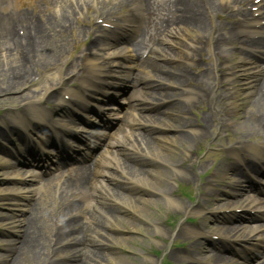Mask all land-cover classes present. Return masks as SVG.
Wrapping results in <instances>:
<instances>
[{
  "label": "rangeland",
  "instance_id": "1",
  "mask_svg": "<svg viewBox=\"0 0 264 264\" xmlns=\"http://www.w3.org/2000/svg\"><path fill=\"white\" fill-rule=\"evenodd\" d=\"M60 1L59 8H62L63 4L70 6L78 5V7L81 8L80 5H82V2L91 5L89 10L83 8V11L80 13L75 23H73L74 28L75 26L82 28V35H77L76 29L74 28L68 32L62 30L63 25H59L57 19H55L56 21L48 27V30L44 32L41 39H44L45 34H49V31L53 36H48L46 38L47 40L44 39L42 43L36 42L30 52L32 55L30 57L31 61L29 60L30 65L28 70L22 72L24 73L22 77H17V79L21 80L8 84L5 83L0 87V128H2L0 132V244L1 240L4 242V237H15L14 235H3L2 232L6 230L5 223L8 222V215L12 214L11 208L13 207V200L11 198H13L12 194L16 190H19L20 194L28 196L29 198L25 200V197H18L15 201L28 204L31 200L33 201V205H36V207L40 209V213L43 217L42 228L45 237L49 239L53 237L55 233V225L60 219L58 218L60 211L57 210V206L60 205L56 203L53 204L51 201V195L53 194L51 189H53V185L43 182L37 188L36 192H33V183L29 184L26 189H24V187L14 179H6L3 173L6 172L10 177H14L13 174L29 175L35 171H40V169L36 167V162L34 160L29 161L28 166H24L26 163L24 160L25 158L17 156L21 150L25 149L24 142L22 141L24 137H26V139L28 138L30 143L27 144V147L31 148L35 147V144L31 141L32 139H37V135H39L40 138L45 136L49 139L52 138L49 134L50 131L48 132L42 128L43 123H35L38 119L34 115L35 112L33 108L27 106L29 103L35 102V107L38 105L44 107L46 111H49V114H52L51 116L57 122H63L65 118H68L72 125L73 120L76 121V119H78V121L81 122V119L77 118V115L72 114L75 109L70 104L66 105L61 111L58 108L50 110L51 107L56 105V101L54 98L48 97L51 95L56 97L58 94L62 93L65 87L70 86L68 83L61 82V78L65 77L64 73H68L72 69L71 62L68 64L66 62L67 58L73 57L76 52L82 48L89 50L88 46L91 41L92 44H94V40L96 39L94 33H92L93 39L89 40L88 43L86 33H90V25L91 22H93L91 19L96 13H99L97 11V4L99 3L98 6H102V8H111L113 5H119L116 4L117 0ZM222 1L226 3L228 0ZM53 9H58V7L54 6L50 0H0V19L3 14H13L14 12L17 14L25 10L32 13L42 12L46 15L48 10ZM116 11V15L122 13L119 12V7L116 8ZM59 13L60 12H58V14ZM224 18V16L216 17L215 14L212 16V20H224ZM88 23H90L89 26L87 25ZM184 36L186 44H189L188 41L191 38L189 32H184ZM213 37H215V35H213ZM169 38L173 37L166 33L165 39L169 41ZM167 43L169 42H162V44H160V51L158 50L155 60L163 61L161 49L169 50ZM202 49L204 50V57L214 53L211 37L209 35L205 38ZM223 49L227 51L228 59L230 60L228 64H233L234 71L233 75L230 77L223 78L221 75L218 80H215L217 87L214 90V94H221L224 96L223 102L219 104V102L210 103L204 101V107H197L199 104L195 105V110L190 112L189 115V118L194 121L195 125L200 124L202 120L206 119L207 124L204 121L202 123L209 129L207 137L201 138L195 144H191L193 147L188 150L185 149L191 145L185 143L184 146L181 144L182 140L179 139H177L176 143L179 146L181 144V147L177 146L176 148L173 143L169 145L171 148L168 150L162 149L159 151L158 148H155L153 151L155 155H159L164 161L170 163L175 161L186 164L179 168L166 170L168 174L166 179L155 176L145 178V175L140 177V179H144L142 181L146 183V185H143L145 188L148 187L154 191L156 190L153 188H156V186H164L165 189L166 187L172 188L173 191L168 196L170 198L153 195L146 189H143L141 193L138 194L139 198L142 199L140 202H138L137 199L123 200V202L133 210L138 211L137 217L128 212L126 215L121 213V218L109 222L107 217L101 215L99 211H94L93 214H91L90 211L89 213H85V227L91 233V239L95 243L94 247L102 252L100 259H102L104 263L196 264L195 259L198 258L207 260L206 263H209L207 257H212L213 255L211 254L220 252V248L222 247H214L211 239L204 237L203 234L200 233L201 230H209L211 232L208 233L216 235L215 233H221L220 231H228V229H230L228 225H233V223H229V221H225L226 223H224L222 214H214L212 212V208L218 207V204L214 203L215 198L222 196L225 198L228 197L224 193L217 191L219 186L228 180L227 176L222 177V175L226 173L221 174L218 170L225 171L227 169L226 162L230 160L234 161V154L236 152H240L243 156H248L251 152L249 148L250 145L258 144V142L260 145L264 143L263 138L258 141H253V139H248L246 141L245 139L247 136L245 138L243 137L246 133L245 131H247L245 129L250 130L254 126L259 128L257 117L258 114L261 115L264 113V107L255 109L249 106V101H247V95L254 81L249 79L250 76L248 77L243 71L247 63L244 62L246 60V57H244L246 50L240 49V51H238L234 49V42L230 41H224V43L221 44L222 52ZM233 49L234 53L231 55L230 50ZM180 56H182L181 53ZM0 60L5 61L3 55H0ZM223 61V58L216 61L212 60L214 66L219 67L222 66ZM206 62H209V60H206ZM54 64L60 65L53 66ZM26 67L27 65L21 69ZM11 71L12 70L5 72L3 79L8 81ZM225 73L226 72L223 74ZM138 75L139 77L142 75L140 71H138ZM237 82L241 85L237 86ZM143 94L144 93H140L138 96L143 97ZM209 94L210 96L212 95L210 92ZM100 100H102V97H100ZM250 105H254L252 98L250 99ZM141 108H143V106ZM251 110L254 111L255 114L254 119L256 123L254 124L246 122L245 119L251 114ZM64 112H66V114ZM133 112L126 115L127 118L133 114L129 118L128 124H122V127L124 126L125 129H127L126 133L129 135L125 136L122 132L120 138H123L127 143H133L135 139L134 132L142 130V128L138 129L133 125L132 121L138 119V117L143 118V116L151 113L150 110L142 111L138 108L133 110ZM18 116H21L24 122L26 121L30 124L29 132L31 133H27L24 129L22 130V128H19V130L23 131V135H17V133L12 131V124L16 123L21 126L17 121ZM195 120H200V122L197 123ZM118 129L119 126L116 127L115 133L118 132ZM196 131H198V128L191 130V133H195ZM68 134L69 130L65 131V137ZM173 137L174 136H169L168 138L171 140L174 139ZM240 138L243 142H241V145L235 146L234 148H240V150H231L235 142H240ZM66 139L68 140V138ZM87 143L88 142H84L85 145L82 147L81 143L74 140L75 148L84 149ZM59 153L60 155L63 154L62 152ZM5 160L8 162V165L3 166L1 163ZM191 164L195 170L192 168ZM29 166H31L32 169H30ZM158 169L159 166H153L150 169V173L156 172L157 174ZM150 173L147 172L146 174ZM133 178L134 180H140L138 177ZM42 179L44 180L45 178ZM38 180L37 178V181ZM62 180L63 178L59 183H61ZM185 190L188 192L187 195L183 193ZM145 200H149L150 202L145 203ZM84 203L88 209L89 207H92L91 209H94L93 207H102L103 209L113 211V208L104 200L90 197L87 198ZM25 204L21 207L24 208ZM107 223H109V227L106 226ZM205 223L211 228L207 227ZM96 224L109 234V236L107 237L105 234H100V231L94 228ZM232 233L234 232H231L230 235H232ZM248 233L249 229H246L242 230L240 234ZM205 243H207L211 249L207 255L199 253L200 246ZM242 246H244L243 252L239 250L240 243H236L235 245L233 243L228 244V250H230V252H223L229 256L228 259L230 262L228 264H239L236 263L237 261L242 262L241 264H253V262H256L257 252H247L244 243ZM238 251L241 255H244V259H240V257L236 255ZM3 252L4 250L0 249V256ZM67 255H70V253L52 255L51 260L63 259Z\"/></svg>",
  "mask_w": 264,
  "mask_h": 264
},
{
  "label": "bare ground",
  "instance_id": "2",
  "mask_svg": "<svg viewBox=\"0 0 264 264\" xmlns=\"http://www.w3.org/2000/svg\"><path fill=\"white\" fill-rule=\"evenodd\" d=\"M203 2V0H201ZM207 2L208 6L201 5L200 0H178L179 4V12L176 19H173V25H175L177 28L182 27V29H188V30H194L197 31L198 34L196 37H198L200 34L204 35L206 31H208L204 21H206L209 11H222L224 6L220 3L221 0H204ZM230 7L234 11V19L235 16L237 17V21L234 20V41L240 40L235 34L236 26L240 23L247 22V15L248 11L251 9V0H231ZM240 4V7L238 5ZM63 8L61 10V13L59 15H54L52 13H47L46 15L41 16H30L27 13H24L22 17H19L17 21H19L21 24H28L29 22L32 23V28L34 29H27L23 28L25 31L20 35V31H15L14 26L8 21L10 19H0L1 21L7 22L5 24H0V55H3L5 58V61L0 60V87L2 84L5 83H13L21 79H17V77H22L24 73L28 70V67L30 65V57H31V51L36 44V42L42 43L43 40H47L46 38L48 36H53V34L48 32L49 34H45L44 39L42 38V35L44 32L48 30V27L53 24L57 19V23L60 25L63 22H72L74 20V11L73 8L70 5L63 4ZM49 16V17H48ZM73 22L71 23V25ZM208 25V24H207ZM221 24L212 23V27H220ZM65 30H70L67 27H65ZM183 29V30H184ZM51 30V28H50ZM217 39H225L227 36H230V38H233V32L228 31L225 32L223 28H219L217 31ZM174 36L176 38H183L182 32H175ZM26 40V46L22 43ZM200 45L195 46V50H198ZM31 61V60H30ZM261 61H264L263 59ZM27 65L26 68L21 69ZM150 65V66H149ZM146 65L145 70L147 71L148 79L151 80L149 85H153L155 87L154 91L151 93V95L157 96H164L169 97V93L174 92L178 93L177 90L171 91L169 90V87L161 82L162 79H165L169 81L170 83L175 84H182L186 85L188 80L192 79L190 78V73L188 72L187 68L184 66L183 63H180V67H172L170 68L164 67L159 64H155V66L151 67V64ZM93 67L95 66V63H93ZM256 69L253 71V73L258 76V78L254 81V89H253V96L254 101L257 104H264V67L261 68V66H256ZM11 71L9 80L3 79L5 76V72ZM92 76H95L92 71L90 72ZM108 75L114 78L119 77H130V74L128 72H115L113 70L108 71ZM198 77V80L204 81L203 76H195ZM155 79L159 83H155ZM207 89L211 88V85L208 83L206 84ZM73 95H76L75 92L72 93ZM149 96L148 98H150ZM164 99V98H162ZM151 100V99H150ZM171 106H168L165 110H157L156 114L153 116L154 119H159L166 121L170 116L172 109L175 108L181 112H184L186 110L185 106H179V105H172L173 102L170 103ZM176 115H183V113H179ZM170 123V122H168ZM263 125L260 126L257 129V135H260L261 132L264 131V118L262 119ZM140 124V123H139ZM186 127H191L192 122H187L183 125ZM177 129V128H176ZM256 132V131H255ZM204 135H206V129L202 128L199 132H197L196 135L189 136L185 133H180L175 136V139L170 140L168 137H159L156 138L154 134H148V133H139V143L138 145H142L148 153H151V150H155V148H158L159 151L162 149L168 150L171 148L169 145H172V143H176V139L182 140L183 142L192 141L193 143L196 142L199 138H203ZM256 135V134H255ZM176 146V145H175ZM166 148V149H165ZM263 149L258 150V152H261ZM26 152H29L27 150ZM146 161H142L140 165L145 167ZM246 163L249 165V168L251 171L257 173L259 169L261 168V165H256L255 162H252L251 159L246 160ZM111 166V165H109ZM123 167L125 171L130 170L132 172V175L135 176H143L145 175L146 178L149 176H155L160 178L162 175H165L164 171L162 169L157 170V174L150 173L146 174L147 172H150L151 170L145 169L141 166H137L131 163H124ZM239 170V169H238ZM88 170L82 171V175L79 177H75L68 181L63 191L60 193V196H62V206L65 205L66 213L64 216H62L63 223L61 225L56 226V234L54 236V244L51 242V240L47 241L45 239L44 234L40 231L39 227L41 226L40 220L41 216H39L36 213V209L34 207H30L28 211V215L21 220V223L16 226V222H12V226L9 227L12 231H17L18 238L17 240H14L11 245L8 246V250L5 254L0 258L2 259L1 264H101L102 261L99 260L101 252L94 248H87V245L89 242L86 241L87 236V230H84L82 227V220H80L77 215L78 212L84 211L83 205L80 199L75 198V193L72 191L75 190L78 192L77 189L81 190V192L86 191L87 187H95L97 185H91L89 180V177L91 173L88 172L89 176H87L85 173H87ZM98 175H104V172H97ZM5 176H9L6 174V172L3 173ZM34 177H22L20 178V181L23 183H27L29 180L32 181ZM143 180V179H142ZM234 184H237L234 182ZM249 186H253L250 184ZM125 189L127 191H131L134 193V190L131 188V186L124 185ZM164 188V186H161ZM59 192V191H58ZM118 195L122 194L123 191L118 190ZM239 191H237L234 195H237ZM125 195L126 192H123ZM129 200H132L131 198H127ZM138 202L142 200L141 198H137ZM145 203H149V200H145ZM236 202H241V199H237ZM138 205V203H137ZM245 206V205H242ZM224 207V206H222ZM247 208V206L243 207ZM106 214H109L108 212H105ZM251 216V215H250ZM243 219V217H241ZM258 216L253 217V219H257ZM80 222V223H79ZM78 226V227H77ZM19 227L20 230L15 229ZM236 230V227L233 229ZM232 231V229H231ZM244 238H247L248 235L243 236ZM204 252L209 251V246L203 248ZM64 251L65 253H72L71 257H67L65 259H60L59 261H52L51 255ZM202 252V250H200ZM225 260H220L219 262H222ZM255 264H264V261L256 262Z\"/></svg>",
  "mask_w": 264,
  "mask_h": 264
}]
</instances>
